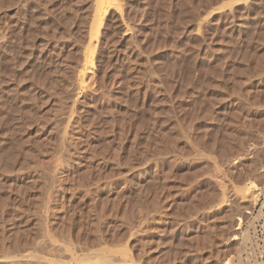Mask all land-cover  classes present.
Returning a JSON list of instances; mask_svg holds the SVG:
<instances>
[{"label": "rangeland", "instance_id": "374dc122", "mask_svg": "<svg viewBox=\"0 0 264 264\" xmlns=\"http://www.w3.org/2000/svg\"><path fill=\"white\" fill-rule=\"evenodd\" d=\"M98 1L0 0V264H264V0Z\"/></svg>", "mask_w": 264, "mask_h": 264}, {"label": "bare ground", "instance_id": "6f19581e", "mask_svg": "<svg viewBox=\"0 0 264 264\" xmlns=\"http://www.w3.org/2000/svg\"><path fill=\"white\" fill-rule=\"evenodd\" d=\"M112 1H113V0H100V1H98V2H99L98 5L100 6V9H98V12H100V11L102 12L101 9H104V7H106L105 5H107V6L115 5ZM116 5H117V4H116ZM116 7H117V6H116ZM98 8H99V7H98ZM110 8H111V7H110ZM105 11H106V10H105ZM86 56H87V55H86ZM88 57H89V56H88ZM90 58H91V57H90ZM88 60H89V58L87 59V61H88ZM89 62H91V61H88V63H89ZM88 63H87V64H88ZM89 64H90V63H89ZM84 66H85V65H84ZM87 66H88V65H87ZM90 66H92V65H90ZM87 68H88V67H87ZM89 71H90V69H89ZM84 73H85V71H84ZM81 77H82V75H81ZM81 77H80V78H81ZM82 78H83V77H82ZM83 80H84V79H83ZM84 82H85V81H84ZM82 85H83V83H82ZM261 173H262L261 176L264 175V169L261 171ZM251 194H252V193H251ZM254 194H255V193H254ZM254 194H253V195H254ZM247 196H248V195H247ZM245 197H246V196H245ZM251 197H252V195H251ZM251 197H250V198H251ZM247 198H248V197H247ZM250 198H249V199H250ZM243 199H244V198H243ZM251 199H252V198H251ZM241 201H242V200H241ZM242 215H243V214H242ZM244 216H245V215H244ZM240 224H241V220H239V225H238V227L236 228V230H238V229L241 228V227H240ZM233 233H234V232H233ZM236 238L238 239V236H237V237L234 236L233 239L235 240Z\"/></svg>", "mask_w": 264, "mask_h": 264}]
</instances>
